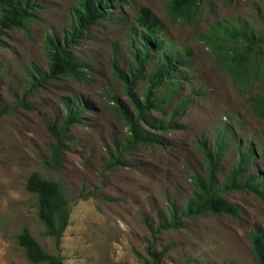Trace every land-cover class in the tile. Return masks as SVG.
Instances as JSON below:
<instances>
[{"label":"rangeland","instance_id":"rangeland-1","mask_svg":"<svg viewBox=\"0 0 264 264\" xmlns=\"http://www.w3.org/2000/svg\"><path fill=\"white\" fill-rule=\"evenodd\" d=\"M79 1L37 0L29 32L8 30L0 35V101L8 110L0 117V264H30L14 241L22 227L63 264H141L136 253L145 256L152 241L156 251L167 250L162 264H255L250 235L264 238V187L261 197L236 191L225 196L239 209L240 220L212 214L183 219L180 230L155 239L143 221L156 226L167 221L171 203L179 212L184 208L193 177L207 170L203 149L209 152L220 141L226 146L218 186L238 162L239 148L247 146L253 159L244 176L264 181V119L255 116L250 102L264 95V45L259 79L248 84L232 80L206 40L222 37L217 23L264 36V0L203 1L190 23L169 16L171 0H108L111 16L82 32L68 48L85 65L86 79L58 77L27 93L31 77L39 79L36 72L43 75L47 70L45 40L54 35L64 43ZM143 6L161 22L163 43L191 52L188 66L176 74V95L152 112L151 119L158 125L167 122L184 98L188 106L167 131L141 122L140 129L160 143L132 147L122 158L126 165L103 176L110 154L122 149L130 134L113 98L130 113L134 98L113 74V63L131 74L140 48L132 45L133 27ZM154 58L144 76L154 67ZM147 85L144 78L132 86L135 98H143ZM165 91L161 88L160 94ZM67 102L84 108L79 124L66 134L67 149L56 173L46 170L43 162L50 159L54 145L49 126L61 125ZM33 172L59 182L70 203L69 225L58 248L43 236L37 200L24 187ZM81 192L91 197L80 199Z\"/></svg>","mask_w":264,"mask_h":264},{"label":"trees","instance_id":"trees-1","mask_svg":"<svg viewBox=\"0 0 264 264\" xmlns=\"http://www.w3.org/2000/svg\"><path fill=\"white\" fill-rule=\"evenodd\" d=\"M36 1L0 0V35L8 30L29 32L30 25L36 18L33 13ZM203 1L207 0H171L168 5V14L174 21L183 20L190 23ZM110 16L108 0H80L75 9L72 29L64 35V43L60 44L54 35L48 36L45 40V48L49 57L47 70L43 75L36 72L40 76L39 79L31 77L32 84L27 93L41 87L43 82L46 83L58 77L70 76L76 80H85L86 74L82 70L85 65L72 57L68 48H71L72 44L80 38L82 32L89 30L100 21L107 20ZM216 25L222 37L215 36L206 40L220 65L235 82L245 81L252 84L257 81L260 76L258 64L264 45V36L256 37L221 23ZM133 31L136 33V37L132 39V45H140V48H137L134 57L135 66L131 70V74L122 73L117 66V61L113 63V74L122 82L125 92L134 98L131 102L133 113L124 109L116 97L113 98L117 104V111L129 126L130 134L122 149L117 148L115 153L110 154L108 165L102 172L103 176L107 171L125 166L126 163L122 158L132 147L139 144L148 146L160 143L140 129L141 122L153 129L167 131L172 127L173 119L180 116L188 106V99L184 98L177 102L173 114L167 122H160L158 125L154 119H151L152 112L159 111L163 104L171 102L176 95L178 91L176 74L188 66L191 52L188 49L174 50L172 45L163 43L160 38L161 22L145 6L138 11ZM153 57H155V65L144 76V70L151 63ZM144 78L148 85L144 90L143 98H135L132 86ZM161 88L166 89L163 94H160ZM250 102L255 116L264 119V95L253 97ZM65 104L66 114L61 125L58 128L49 126L54 138V145L51 149L50 159L43 162L46 170L56 173L61 170L63 154L67 149L66 134L71 127L79 124V118L84 108L78 102H75L73 106L68 102ZM7 112L8 110L1 105L0 101V117ZM225 146V142L220 141L209 152L202 148L205 151L207 170L204 174L193 177L192 195L180 212L171 203L168 206L167 221L156 226L151 225L147 220L143 221L152 239L163 232L180 230L183 226L181 223L183 219L206 214L225 215L240 220L239 209L225 197L231 192H251L253 195L261 197L264 181L259 180L257 175L244 176L245 170L253 159L248 146L239 148L238 162L223 178L222 183L217 185ZM24 187L26 192L37 200V218L44 227L43 236L51 238L58 248L62 235L69 225L70 217V203L64 187L59 182L46 179L37 172L28 176ZM89 197L91 194L80 193V199ZM14 241L23 248L30 264H63L62 258L59 255L48 253L26 227L20 229V233L14 238ZM250 241L256 257L255 264H264V238L258 233H253L250 235ZM166 253V249L156 251L152 241L146 247L145 256L140 253H136V255L141 259V264H162Z\"/></svg>","mask_w":264,"mask_h":264}]
</instances>
